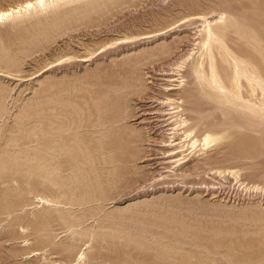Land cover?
I'll list each match as a JSON object with an SVG mask.
<instances>
[{
	"label": "rangeland",
	"instance_id": "1",
	"mask_svg": "<svg viewBox=\"0 0 264 264\" xmlns=\"http://www.w3.org/2000/svg\"><path fill=\"white\" fill-rule=\"evenodd\" d=\"M202 65L264 117V0H81L0 24V264H264V124L204 94ZM129 67L128 92L174 88L150 92L185 109L175 134L112 120ZM189 113L196 139H224L192 148Z\"/></svg>",
	"mask_w": 264,
	"mask_h": 264
},
{
	"label": "bare ground",
	"instance_id": "2",
	"mask_svg": "<svg viewBox=\"0 0 264 264\" xmlns=\"http://www.w3.org/2000/svg\"><path fill=\"white\" fill-rule=\"evenodd\" d=\"M78 1H81V0H43V4L41 5L38 2V0H25L22 3H18L17 5L15 4L14 6H9L6 9H0V24L8 22V21H11L12 19L21 17L23 15L27 16V14H29V13H31L33 11H36V10H39V11L40 10H45L48 7H50L51 5H55V4L57 5V4H61V3H73V2H78ZM112 3L114 4L113 1H112ZM29 4L32 5L31 8L27 7V5H29ZM96 5L98 7V4H96ZM91 6H92L91 7L92 9L96 8L95 4L94 5L92 4ZM210 23H211L210 25H215L216 23H220V20H217L215 23H213V22H210ZM195 39H197V38H195ZM176 49H177V47H174V46L171 47V48L164 47V51L160 54L161 55V60H164L166 58H170L175 53ZM141 61L142 60L139 59L135 63L136 64L138 63V65H143L144 63H142ZM145 68H147V67H145ZM155 69H156V71L155 70H151V69H150V71L154 72L157 76H160V77L148 76V79H153V80H157V81L174 82V83L177 82V80H175V79H165V78L162 79L161 78V76L163 77V76H172L173 75V73H169L168 72L169 71V67H166L163 70L161 69V67L158 68V70H157V67H155ZM174 69H175V67H174ZM196 72H197L198 77H200L201 80H204V82H205V84H204L205 85L204 94H207L209 97L214 99V97H215L214 95L217 93V94L222 96L223 100L225 101V103L228 106H231L232 108L236 109L238 111V113L240 112L245 118L246 117L247 118H251L252 119L251 121H253V120L258 121L259 120V121H261L264 124V117L260 114L261 108H258L255 105L245 104V103H243V99H237V98H235L234 96H231L228 93H225L223 91H218L216 89L215 84L213 82L214 80H212V77L215 79L214 72H211V70L208 71L205 68L204 65H202L200 68H198V70H196ZM128 73L130 74L131 77L129 78V83L124 87L125 96L123 97L122 102H119L118 104H116L117 105V110H116L117 115L112 120L114 122L118 123V122L130 120V119H134L136 117H138V118L140 117L141 118V117L145 116L146 118L143 121H139V122H140V124L148 125V128H146V130H148L147 133H149L150 135L151 134L152 135L156 134V136H160V137L162 136L163 138H165L167 135L175 134L174 131L177 129V128L174 127V123L177 122L175 120V118L176 117L179 118V116L182 114V111L183 110L185 111V109L180 110V107H176L175 104L169 103L168 106H170V107L168 109H163L161 107V109H158L159 110L158 111L156 109L158 108L159 105H155V103L161 104V100H160V102H158L156 99H154L155 98L154 96L156 95V94H154L155 92H153V93L150 92L152 89H157V88H160V89L165 90V91L166 90L167 91H172V90L175 91L174 88H171L169 86L166 87V88H163V87L161 88V85H159V87H157L156 84L149 83L150 85H152V87L148 91L146 89H142V88L147 87V86H145V87L137 89L136 92H134V91L133 92H128L129 90L131 91L133 88H135L137 86L135 81L138 80V78L136 79V77L133 74V69H131L130 67H129ZM174 77H175V75H174ZM143 92H145V93H143ZM132 94L137 95L136 98L131 99V100H126L127 97L129 95H132ZM193 95H195V94H193ZM133 100H137V103L133 104ZM195 101H196V99H195ZM207 101H206V103H207ZM131 102H132L133 105L131 104ZM192 102H190V105L192 104L191 106L194 107ZM166 106L167 105L165 104V106H163V107H166ZM191 106H190V109L192 110ZM186 107H187V105H186ZM209 110L211 111V107H210ZM193 111L196 112V110H193ZM180 112H181V114H180ZM194 116H195L194 114H192V113L190 114L189 113V117H187V119H184L182 121V124L185 127L184 128V135L186 136L185 138L189 139L188 141H190V144L192 145L191 146L192 148H196L197 146H201L203 148V150L206 151V150L210 149V147L215 146V144L218 141H221L222 139H224V136H221V135L214 136L211 133L205 134L200 140L198 138L196 139L197 135L193 136V134H194L195 128L197 127V121H199V120L195 121L194 119L196 117L198 119H200V118L198 116H196L194 118ZM243 116H241V117H243ZM188 119H190L191 121H195V122H192V124H190V125H186V123H188ZM208 120L206 121L207 124L211 123V125H213V122H209ZM211 121H213V120H211ZM201 124H203V123L201 122ZM198 126H200V122H199ZM197 133L199 134L200 132H197ZM200 134H204V133H200ZM140 138H141V132L138 133V135H136V139H140ZM148 140H150V139H148ZM139 141H141V140H139ZM161 142H163V141H161ZM198 142H200V143H198ZM197 143L199 145H197ZM172 144H173V142H172ZM174 145L176 146L177 144H174ZM193 150H195V149H193ZM182 152H183V150L179 149L178 151H176L175 155H178V154H180ZM168 154H166V155H168ZM172 155H174V154H171V155H168V156L164 155V156L165 157H169V156H172ZM137 156H138V154L134 155L133 157L137 158ZM149 159L152 160V159H160V158L155 156V157H149ZM168 161H170V160H168ZM179 161L180 160H176L175 162H179ZM166 163H169V162H165L164 161L161 164H158V163L157 164L159 166V165L166 164ZM40 200H44V199L40 198Z\"/></svg>",
	"mask_w": 264,
	"mask_h": 264
},
{
	"label": "snow or ice",
	"instance_id": "3",
	"mask_svg": "<svg viewBox=\"0 0 264 264\" xmlns=\"http://www.w3.org/2000/svg\"><path fill=\"white\" fill-rule=\"evenodd\" d=\"M38 2H39L41 5L43 4V0H38ZM27 7L31 8V7H32V5H31V4H29V5H27Z\"/></svg>",
	"mask_w": 264,
	"mask_h": 264
}]
</instances>
